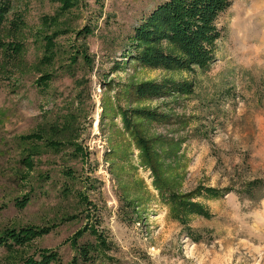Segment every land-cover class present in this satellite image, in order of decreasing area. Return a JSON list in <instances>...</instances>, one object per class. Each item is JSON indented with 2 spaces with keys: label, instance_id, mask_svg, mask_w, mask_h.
<instances>
[{
  "label": "rangeland",
  "instance_id": "rangeland-1",
  "mask_svg": "<svg viewBox=\"0 0 264 264\" xmlns=\"http://www.w3.org/2000/svg\"><path fill=\"white\" fill-rule=\"evenodd\" d=\"M164 1L76 0L58 12L51 0H9L0 41L21 42L23 50L15 58L0 46V231L52 229L14 252L0 245V264L41 248L67 262L74 254L67 239L87 222L111 243L91 264H264V0H230L215 18L210 63L191 70L153 68L127 54L134 28ZM54 14L55 23L43 21ZM84 27L91 32L77 35ZM54 29L64 32L45 65L43 37ZM82 48L90 63L81 55L73 63ZM45 72L52 77L43 87L36 80ZM183 80L193 88L148 97L132 90ZM138 109L167 117L147 119ZM30 133L39 137L20 139ZM151 170L210 216L187 213L186 226L174 218ZM251 180L260 184L250 193ZM24 194L21 208L15 200Z\"/></svg>",
  "mask_w": 264,
  "mask_h": 264
},
{
  "label": "trees",
  "instance_id": "trees-1",
  "mask_svg": "<svg viewBox=\"0 0 264 264\" xmlns=\"http://www.w3.org/2000/svg\"><path fill=\"white\" fill-rule=\"evenodd\" d=\"M59 4L58 12H65L76 4V0H51ZM230 4V0H166L158 4L138 26L134 28V34L129 39V50L127 54L129 57L142 65L153 68H179V69H193L198 67L204 69L208 66L212 59V46L217 39L219 32L216 26L215 18L217 15L225 10ZM9 0H0V29L5 20V13L9 8ZM58 14L52 16H44L46 23H55ZM22 19L19 15L13 20L12 25L19 27L22 24ZM64 29V28H63ZM63 29H54L51 34L44 35V55L41 62L50 64L56 55L54 38ZM91 29L84 27L82 31H77V35L85 37ZM0 46L8 51L16 58L22 53L23 45L21 42L11 41L3 43L0 41ZM76 53L71 54L69 58L73 63L76 62L77 56L81 55L84 60L90 63L86 49H77ZM10 55V56H11ZM51 74L45 72L36 81L40 86H46L51 79ZM193 88V84L186 80L181 82L166 81L158 83L156 81H149L142 84H136L132 90L144 96H152L156 93L163 92L164 89L172 88L174 91H188ZM137 113L147 119H163L167 116L153 110L138 109ZM123 115V114H122ZM124 128L132 135L134 127L131 126L127 116H122ZM136 145L140 148L141 154H146L149 158L151 148L146 146V142L138 137L136 134ZM39 137L36 133H30L20 136L22 140H32ZM32 151L29 155L23 158V161L28 163L31 159ZM155 162V161H154ZM143 163L150 168H153V161L143 160ZM154 175V187L158 189L162 201L170 202V210L174 218L178 219L186 226L187 213H197L205 217L210 216V212L202 204L190 200L192 194L187 196H177L170 191L165 180L161 178V173L151 170ZM259 180H251L246 185L249 192L259 186ZM205 192L210 195H217V190L213 188H204ZM195 193V192H194ZM198 193H200L198 191ZM29 199L28 194H24L20 199L16 198L15 204L19 207H24ZM80 199L87 200L86 196L81 193ZM52 229L50 225H33L27 224L20 227L6 228L0 231V245L7 248L9 252H14V246H24L30 243L34 238L40 237L49 233ZM89 233L93 236V241L81 242L80 238ZM67 242L73 249L74 254L67 262L60 260L59 253L50 248L37 249L35 254L23 256L19 261L12 264H91L96 257L104 255L110 249L111 243L104 235L103 231L98 230L97 227L90 223L76 230L68 239Z\"/></svg>",
  "mask_w": 264,
  "mask_h": 264
}]
</instances>
